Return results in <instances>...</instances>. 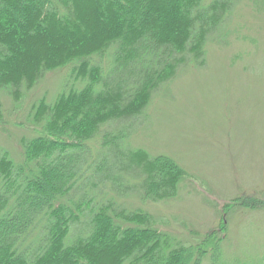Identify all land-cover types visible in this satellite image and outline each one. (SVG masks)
I'll list each match as a JSON object with an SVG mask.
<instances>
[{
  "label": "trees",
  "instance_id": "trees-1",
  "mask_svg": "<svg viewBox=\"0 0 264 264\" xmlns=\"http://www.w3.org/2000/svg\"><path fill=\"white\" fill-rule=\"evenodd\" d=\"M239 1L0 0V91L21 101L66 67L74 80L33 107L39 133L22 139V162L0 149V264L223 263L215 231L181 240L146 209L99 197L178 195L186 169L129 139L172 80L207 67L208 44L226 39Z\"/></svg>",
  "mask_w": 264,
  "mask_h": 264
},
{
  "label": "rangeland",
  "instance_id": "rangeland-1",
  "mask_svg": "<svg viewBox=\"0 0 264 264\" xmlns=\"http://www.w3.org/2000/svg\"><path fill=\"white\" fill-rule=\"evenodd\" d=\"M71 68L46 73L21 101L0 91L6 111L0 149L15 162L23 160L22 139L39 133L33 107L45 96L54 99L72 80ZM146 114L129 145L170 155L186 169L178 195L143 201L109 189L99 198L116 196L146 209L160 229L181 240L215 231L223 239L224 264H264V205L239 204L245 197L264 199V0H240L226 39L208 44L207 67L185 69L151 100ZM99 147L96 138L94 156Z\"/></svg>",
  "mask_w": 264,
  "mask_h": 264
}]
</instances>
